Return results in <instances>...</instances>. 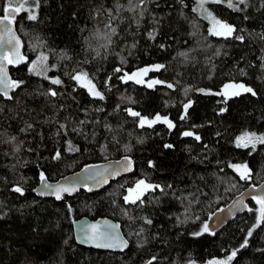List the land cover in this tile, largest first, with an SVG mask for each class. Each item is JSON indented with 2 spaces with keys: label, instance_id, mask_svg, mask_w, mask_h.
<instances>
[{
  "label": "trees",
  "instance_id": "1",
  "mask_svg": "<svg viewBox=\"0 0 264 264\" xmlns=\"http://www.w3.org/2000/svg\"><path fill=\"white\" fill-rule=\"evenodd\" d=\"M138 3L131 0V6ZM6 4L0 0V15ZM196 6L197 0H145L133 12L129 0H39L38 8L31 5L35 21L20 13L16 25L29 62L11 71L21 82L12 99L0 97V264H207L232 251L237 254L229 264H264V223L255 226L256 201L249 203L252 212L220 233L193 235L212 213L264 181V144L236 146L244 133L264 136V0L213 6L237 29L227 39L210 34ZM110 16L115 34L106 27ZM42 54L48 70L32 76L29 68ZM158 64L164 67L150 77L165 84L148 88L119 78ZM80 71L89 74L103 100L71 79ZM57 77L61 85L51 83ZM230 82L250 86L257 95L242 93L225 102L224 96L208 94ZM50 89L58 95H49ZM129 107L149 118L167 116L175 127L140 128L125 111ZM57 151L60 158L54 159ZM124 157L133 160V173L100 193L82 190L55 201L33 192L41 173L55 182ZM232 164H246L250 178L241 179ZM141 179L164 192H148L142 204L125 203L127 189ZM17 186L23 195L13 190ZM84 217L121 223L128 251L78 245L73 222Z\"/></svg>",
  "mask_w": 264,
  "mask_h": 264
},
{
  "label": "snow or ice",
  "instance_id": "2",
  "mask_svg": "<svg viewBox=\"0 0 264 264\" xmlns=\"http://www.w3.org/2000/svg\"><path fill=\"white\" fill-rule=\"evenodd\" d=\"M129 10L135 12L137 7H142V5L145 3V0H139V3L135 6H131V0ZM209 2V0H200V6L203 8V5L205 3ZM214 3H224L225 0H212ZM227 6L229 8H235L236 5H234L233 0H226ZM245 0H239V3H244ZM26 5H29V7H26ZM31 5H35L36 8L39 7V0H7L6 7H4L2 10L4 12L3 16H0V50L5 49V45H12V50L7 51L4 50L3 54H0V94H2L7 99H12V97L9 95V92L15 88H18L20 86L19 81L11 80L8 77L7 70L5 67V62L8 64H14L24 59L19 53V39L15 36V33L13 32L11 25L16 20V15L23 12H27V19L35 21L37 19V14L33 11V8ZM122 7L118 5V8ZM239 10V9H237ZM110 11V10H109ZM205 11H207L205 9ZM140 15H143L141 12ZM208 17L211 18L213 27L210 31L211 35L214 36H220L224 38L232 37L236 32L237 29L235 26L228 24L227 22L221 21L217 19L216 17L212 16V14L209 12L207 13ZM111 19L112 17H109V23L106 25V27L110 28L111 34H115L116 29L111 26ZM5 35H7V40H5ZM149 36L153 39L155 38L153 33H149ZM108 40V43H111L110 35L105 37ZM235 38L239 41L244 40L243 35H236ZM103 46V45H102ZM134 47V45H133ZM97 55H99V52H97ZM47 60V57L43 54L39 58V62L41 64V70L36 72L37 75H43L48 70L45 66L44 62ZM164 65H154L152 67H145L142 69H138L136 72L133 73H125L123 76L119 77L123 82L133 81L136 84H146L148 88H153L155 85L158 84H165V81H161L159 79H153L150 81H145L144 77L147 75L150 71H158L161 68H163ZM36 68V63H33V70ZM116 72L122 71L120 68L115 69ZM47 78V77H46ZM71 79L76 81L79 87L86 89L90 96L94 98H98L100 100L104 99V95L101 91L97 89L96 84L93 82V80L89 77V74L84 71L76 72L71 76ZM51 83L53 85H61L63 81L60 78H52ZM168 88H173V84L167 83L166 85ZM200 92H205L204 89H199ZM242 93H250L253 96H256L257 93L255 90L250 87L246 86L243 83H235L230 82L223 86V90L218 93H211L208 94H214V95H220L225 97V102L228 98L232 96H239ZM49 95L52 97H55L58 95L57 91L54 89L49 90ZM191 107V102L186 103L183 105L184 114L180 117L181 120L185 119L187 116L188 109ZM125 111L128 113L129 116L136 118L138 122V126L140 128H144L145 126L151 128L157 123H163L166 125L169 129H173L175 127V124L172 120H170L167 116H161L160 114H156L153 118H149L147 116L142 115L140 112L133 110L132 108H127ZM221 111H226V109H222ZM29 128H31V125H28ZM61 128H64V125H60ZM185 137H194L197 141L200 140V136L192 131H184L182 133ZM12 139H15L13 137ZM259 142L264 144V136H257L255 133H244L242 136L238 137L236 140V146L237 147H244L247 148L249 145L255 147V144ZM71 142H69V145ZM165 147L171 148L172 145H165ZM18 150V149H17ZM69 150L71 151V147H69ZM78 150V149H77ZM54 159L60 158V152L57 151L55 153ZM125 160H128V157H125ZM234 170H236L239 173V176L241 179L247 180L250 178V169H248L246 164H232L230 165ZM125 171L131 170V164L129 163L127 167L124 168ZM87 171V169H86ZM119 170H116L112 174H118ZM40 180L41 183L44 185L45 189H53L54 188V194L56 196L57 200H60L63 198V193H69L71 194L76 189L74 186L70 187L68 185L64 184H58L56 186L50 185L46 183L47 177L41 173L40 174ZM104 182H107L106 180ZM171 187V186H169ZM15 192L20 193L23 195V188L20 186H17L13 189ZM156 190H159L160 192H164V188L159 184H152L146 182L144 179L138 180L135 183V187L127 189V195L123 197L125 203L130 204H137L143 203V197L148 192H154ZM91 191V189H89ZM41 195L44 193L41 192ZM255 199L256 203L259 205V208L256 210L258 211L259 215L256 218V227H259L261 223H264V195L253 197ZM231 210V209H230ZM249 212H252L253 209L249 208ZM199 219V217H197ZM145 223L151 225L152 220L148 219L147 217L144 218ZM119 228V225L111 224L109 221H104L103 224L96 223V224H89L86 228L82 229V232L84 234V239L87 242L92 243L97 248H115L120 247L121 249L127 247V240H124L118 231H116ZM143 231V229H141ZM210 232L209 224L207 222L203 223L202 229L200 231H197L193 233L195 236H200L203 233ZM215 234L214 232L212 233ZM252 235V231L248 232V236ZM247 246V240L244 241V243L241 245V247ZM237 252L232 251L231 255H229L224 260H215L210 262V264H229V262L236 256ZM155 260V257L152 258ZM148 264H152V260L148 261Z\"/></svg>",
  "mask_w": 264,
  "mask_h": 264
},
{
  "label": "water",
  "instance_id": "3",
  "mask_svg": "<svg viewBox=\"0 0 264 264\" xmlns=\"http://www.w3.org/2000/svg\"><path fill=\"white\" fill-rule=\"evenodd\" d=\"M3 15H0V16H3ZM19 15L20 13L16 15V20L18 19ZM16 20L11 25V28L13 32L15 33V36L18 37L19 39V42H20L19 43V53L22 57H24V59L14 64H8L7 62H5V67L7 70L8 77L11 80L19 81L13 78L11 71L13 69H19L27 65L29 62V58L25 54L24 42L17 30ZM7 38H8L7 35H5V40H7ZM4 50L11 51L12 45H5ZM4 50H0V54H3ZM19 88L20 86L18 88L11 90L9 92V95L12 97L13 94L19 90ZM0 97L5 98L6 100H10L4 97L2 94H0ZM129 163L131 164V170L125 171L124 168L127 167ZM134 169H135V164L133 160L129 157H128V160H125V157L122 159H118V160H109V161L99 163V164L88 165L84 167L83 169H81L80 171L69 174L68 176L63 177L55 182L49 181L47 179L46 183L53 185V186H56L58 184H64L70 187L72 186L75 187L76 190L72 192L71 194L63 193L62 194L63 198L60 200L56 199V196L54 194V188L45 189L41 181L33 192L36 196L42 199H52L55 201H62L67 197H75L82 190H86L89 194L100 193L103 190L107 189L112 182L117 181L133 173ZM116 170H119L118 174H112ZM105 180L107 182H104ZM89 189H91V191H89ZM41 192H43L44 194L41 195L40 194ZM261 195H264V181L259 185H251L250 187L242 191L240 194H238L236 197H234L228 205H226L225 207L221 209L216 210L214 213L210 215L207 221V223L209 224L210 233L211 234L213 232L215 234L220 233L231 222H233L240 215L248 211L249 203L251 201H255L253 197H258ZM104 221H109L111 224L119 225V228L116 231L119 232L120 236L124 240H127L128 242L127 247L123 249H121L120 247L97 248L92 243L87 242L84 239V234L82 232L83 228H86L89 224H96V223L103 224ZM73 231H74V238H75L76 243L87 249H93L97 251H104V252H111V253H125L128 251L131 245L130 241L128 240V238L125 236L123 232L121 223L116 222L110 218H99L96 220H92L88 217H84V218L78 219L73 222Z\"/></svg>",
  "mask_w": 264,
  "mask_h": 264
},
{
  "label": "rangeland",
  "instance_id": "4",
  "mask_svg": "<svg viewBox=\"0 0 264 264\" xmlns=\"http://www.w3.org/2000/svg\"><path fill=\"white\" fill-rule=\"evenodd\" d=\"M247 0H245L244 3L242 4H246ZM233 3L234 5L238 6L240 5L241 3H239V0H233ZM218 4H222L224 6H227V2L225 0L224 3H214L212 2V0H209V2L205 3L203 5V8H201L200 6V0H197V6H196V10L197 12L209 23V27H210V30L212 29L213 27V23H212V20L211 18L208 17L207 13H211L212 16L216 17L217 19L221 20L214 12L213 10V6L215 5H218ZM228 7V6H227ZM205 9L207 11H205ZM223 21V20H221ZM220 37V36H219ZM33 63H36V68L33 70V64H32V67L29 68V73L32 75V76H36V72L40 71V68H41V64L39 62V59L35 60ZM144 80L145 81H150V80H153L151 77H150V72L147 73V75L144 77ZM146 85V84H145ZM215 261V260H214ZM211 262V261H210ZM210 262H208L207 264H210ZM192 264H197V263H192Z\"/></svg>",
  "mask_w": 264,
  "mask_h": 264
}]
</instances>
